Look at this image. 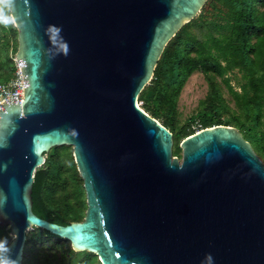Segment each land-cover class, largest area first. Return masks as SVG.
Segmentation results:
<instances>
[{"label": "water", "instance_id": "water-1", "mask_svg": "<svg viewBox=\"0 0 264 264\" xmlns=\"http://www.w3.org/2000/svg\"><path fill=\"white\" fill-rule=\"evenodd\" d=\"M207 1L16 0L23 97L0 103V226L19 264L34 228L100 264H201L209 253L264 264V163L240 130L204 128L181 141L180 159L138 105ZM58 146L72 147L86 197L83 220L68 225L32 209L34 173Z\"/></svg>", "mask_w": 264, "mask_h": 264}, {"label": "trees", "instance_id": "trees-1", "mask_svg": "<svg viewBox=\"0 0 264 264\" xmlns=\"http://www.w3.org/2000/svg\"><path fill=\"white\" fill-rule=\"evenodd\" d=\"M15 27H0V83L15 74ZM10 36L15 39L12 45ZM201 71L208 84L199 110L188 121H178V100L188 78ZM234 82V85L232 84ZM221 85L232 106L223 97ZM141 108L173 134V155H180L186 137L215 125L240 130L255 153L264 157V0H208L199 15L185 24L165 47L153 78L138 97ZM70 146L52 148L34 173L33 212L40 218L68 225L81 222L86 211L83 180ZM75 178L71 193L62 197ZM12 240L9 227L0 238ZM62 239L34 228L27 232L22 264H93L78 260V252L63 249ZM100 263V262H99Z\"/></svg>", "mask_w": 264, "mask_h": 264}, {"label": "rangeland", "instance_id": "rangeland-1", "mask_svg": "<svg viewBox=\"0 0 264 264\" xmlns=\"http://www.w3.org/2000/svg\"><path fill=\"white\" fill-rule=\"evenodd\" d=\"M10 40L12 41V45L15 42V39L12 38V36L9 37ZM12 52V58H15V54L13 51ZM232 84L234 85V82H232ZM221 90H222V94L223 97L225 99H227L228 104L230 106H232V102L230 101V96L228 94V90L224 85H221ZM208 93V84L204 79L203 73L201 71H195L187 80V82L185 83L179 100H178V105H177V110H178V121L179 124L182 125L184 124L186 121H188V119H190L193 115H195L197 113V111L199 110V102L201 100H203L206 95ZM141 106V103L138 102ZM180 147V145H179ZM175 146L173 145V150H174ZM72 149V147H71ZM72 151V150H71ZM73 156V154H72ZM178 158L181 159L182 157V152L180 151V155L177 156ZM260 157V156H259ZM261 161L264 163V157H260ZM74 160V158H73ZM75 163V162H74ZM75 178H72L69 183L67 184V189H65L64 191H62V197L68 195L69 193H71L73 187L74 186V182L76 180H74ZM62 247L63 249H67L69 247H71L70 243L66 242V241H62ZM72 248V247H71ZM95 257V254L89 253V252H79L78 254V260L79 261H86V260H93V258ZM93 264H100L99 262H94Z\"/></svg>", "mask_w": 264, "mask_h": 264}, {"label": "clouds", "instance_id": "clouds-1", "mask_svg": "<svg viewBox=\"0 0 264 264\" xmlns=\"http://www.w3.org/2000/svg\"><path fill=\"white\" fill-rule=\"evenodd\" d=\"M27 3V0H24ZM16 6V0H0V27L9 28V27H18V17L14 15ZM48 31L54 34V37H60L62 29L55 25H49ZM62 39V37H60ZM63 55L67 56L70 48L66 41L60 45ZM12 247L9 244L7 237L0 238V264H19L18 259L12 258ZM201 264H214V258L209 253L206 254L205 261H202Z\"/></svg>", "mask_w": 264, "mask_h": 264}, {"label": "built area", "instance_id": "built-area-1", "mask_svg": "<svg viewBox=\"0 0 264 264\" xmlns=\"http://www.w3.org/2000/svg\"><path fill=\"white\" fill-rule=\"evenodd\" d=\"M13 61L15 64V74L13 78L6 83H0V103L5 99H9L11 103V98L21 101L23 97V74L18 61L15 58H13ZM138 105L140 106L139 103Z\"/></svg>", "mask_w": 264, "mask_h": 264}, {"label": "flooded vegetation", "instance_id": "flooded-vegetation-1", "mask_svg": "<svg viewBox=\"0 0 264 264\" xmlns=\"http://www.w3.org/2000/svg\"><path fill=\"white\" fill-rule=\"evenodd\" d=\"M97 259H98V257H97ZM99 261V260H98Z\"/></svg>", "mask_w": 264, "mask_h": 264}]
</instances>
